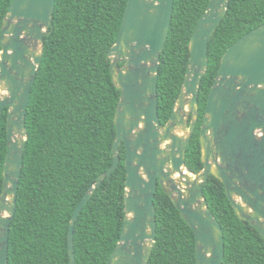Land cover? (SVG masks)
Instances as JSON below:
<instances>
[{
    "label": "water",
    "instance_id": "1",
    "mask_svg": "<svg viewBox=\"0 0 264 264\" xmlns=\"http://www.w3.org/2000/svg\"><path fill=\"white\" fill-rule=\"evenodd\" d=\"M230 0H210L189 43L184 83L170 117L159 116L158 81L175 0H128L111 46V75L121 90L114 122L113 163L88 188L74 210L68 242L76 264L74 229L96 188L120 162L125 145V217L107 264H148L157 240L155 197L160 185L196 238V264H223L225 235L204 188L211 175L222 181L232 207L264 237V23L223 54L202 116L203 168L192 172L188 146L200 118V85L209 70V42ZM56 0H12L0 33V121L6 115V155L0 193V264H9L11 222L17 211L26 114L43 59Z\"/></svg>",
    "mask_w": 264,
    "mask_h": 264
},
{
    "label": "trees",
    "instance_id": "2",
    "mask_svg": "<svg viewBox=\"0 0 264 264\" xmlns=\"http://www.w3.org/2000/svg\"><path fill=\"white\" fill-rule=\"evenodd\" d=\"M12 0H0V33ZM210 0H175L161 52L158 109L165 124L184 83L189 43ZM128 0H56L50 33L26 114L28 140L11 222L9 264H70L68 233L74 210L88 188L113 163L114 122L121 90L113 82L111 46ZM264 23V0H230L209 42V70L200 85L202 118L226 50ZM1 50V47H0ZM6 115L0 121V193L6 155ZM199 122L187 149L192 172L204 164ZM120 162L95 189L74 229L76 264H107L125 217L126 149ZM225 235L223 264H264V237L235 213L225 185L211 175L204 188ZM157 240L148 264H196L194 231L161 186L155 197Z\"/></svg>",
    "mask_w": 264,
    "mask_h": 264
},
{
    "label": "flooded vegetation",
    "instance_id": "3",
    "mask_svg": "<svg viewBox=\"0 0 264 264\" xmlns=\"http://www.w3.org/2000/svg\"><path fill=\"white\" fill-rule=\"evenodd\" d=\"M6 110H7V109H5V111H6ZM5 111H4V112H5ZM200 121H202L201 116H200V118H199V121H198V123H197V126H198V124H199ZM197 126H196V128H197Z\"/></svg>",
    "mask_w": 264,
    "mask_h": 264
}]
</instances>
